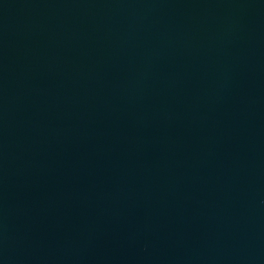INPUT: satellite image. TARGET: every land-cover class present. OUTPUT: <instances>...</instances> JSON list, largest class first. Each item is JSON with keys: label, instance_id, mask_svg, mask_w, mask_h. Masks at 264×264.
<instances>
[{"label": "water", "instance_id": "95a60500", "mask_svg": "<svg viewBox=\"0 0 264 264\" xmlns=\"http://www.w3.org/2000/svg\"><path fill=\"white\" fill-rule=\"evenodd\" d=\"M0 264H264V0H0Z\"/></svg>", "mask_w": 264, "mask_h": 264}]
</instances>
